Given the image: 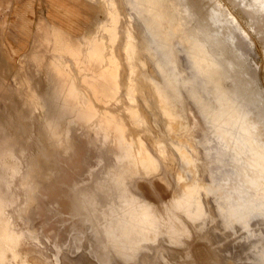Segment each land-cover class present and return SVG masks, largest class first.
Segmentation results:
<instances>
[{
	"label": "rangeland",
	"instance_id": "obj_1",
	"mask_svg": "<svg viewBox=\"0 0 264 264\" xmlns=\"http://www.w3.org/2000/svg\"><path fill=\"white\" fill-rule=\"evenodd\" d=\"M168 2H171V6L176 9L173 10L171 7V12H176L173 14H176L180 20L176 29V35H178L168 42L169 45L167 46L169 49L166 46L168 50L161 48L160 53L157 52L158 57L155 54L151 55L147 51L149 39L144 40L147 34L144 32L146 31L144 30V23L140 21L142 20L140 19L142 15L140 16L138 11L133 9L135 0H0V244L3 242L4 245L5 243L7 245L4 247L2 244V247H4L2 260L5 264H264V189L262 190L264 184V161L259 159L261 150L264 152L262 149V146H264V11L261 10L264 6V0H168ZM193 29L197 32L198 37L200 35L203 37L205 31L207 37H210V43L212 38H217L220 45H223L220 46L223 51H219V47L212 46L209 43V54H212L210 53L211 48L212 52L215 53L211 55L212 57L217 58L219 55L220 58L231 60L230 62H232L231 68H227L226 78H228V75L229 78L228 80L224 79L226 83L223 84V80L221 87L219 85L221 83L220 80H217V86L209 82L211 86H206L208 89L210 88V91L205 88V85L203 87L200 83L197 86V84L191 82L189 87V80H187L188 84L186 85V80L177 79L180 85L187 86L182 87L192 90H188V93L184 94L185 98H182L184 105L187 104V101L188 103L191 101L187 100L188 98H195L193 99L194 101L199 98L193 104L196 105L198 103L199 105H196V107L200 106L203 100V106L201 104L200 110L206 112L208 107H212L213 101L214 103L217 101V104L219 101V105L225 108H223L225 112L227 111L216 121L218 126L220 125L219 127L213 123L214 119L211 120L212 117L208 118L207 116L206 120L204 119L205 122H200L201 120L197 115L199 111L190 110L189 104L183 107V112L181 111L183 116H170V119L161 109L160 98L155 100L154 96H152L153 94L150 95L152 93L151 90L155 89L152 87V82L158 79L156 67L164 56V60L167 59L177 65V67H182V71L185 70V60L189 61V58L193 57L194 53L189 48L185 49L186 44L184 45L185 42L183 41L185 37L182 34H188L189 36V33L190 35L194 33ZM178 30H180V34ZM231 35L232 37L234 36L235 43L230 40L232 39ZM229 37L231 38L229 39ZM129 39H131V42H129ZM141 39L145 46H143ZM141 47L145 48L142 49ZM225 47L229 48V51ZM108 51L110 53H107ZM235 52L238 53L236 54ZM131 54L136 55L135 58H139V60H134L136 62L130 60L129 56ZM225 54L227 55L226 57ZM236 59H239V61H236ZM155 60L158 62H155ZM107 61L110 62L108 63ZM114 62L115 64L117 62L116 65L118 67H116ZM110 64H113L112 68L114 67L113 70L116 74L113 78L114 80L112 79L113 82H109L110 80L106 72H104V69L111 66ZM138 72L141 74H138ZM155 76L156 79H154ZM235 77L237 78L236 80ZM230 78L232 82L236 81L237 83H232ZM182 81L184 82L181 83ZM149 86L152 87L151 90ZM192 86L195 88L193 89ZM196 87L199 90L198 92H194ZM201 88L202 90L200 91ZM204 88L208 93L202 98ZM214 89L218 91L214 92ZM161 92L158 89V93ZM224 92L227 94L226 97ZM215 93L220 95V97L218 95V100L217 95H214ZM207 95L210 97L207 98ZM223 98H225L224 101H221ZM256 99L257 103L254 101ZM205 100L206 107L204 106ZM225 100L228 101L227 105ZM209 103H211L210 106ZM234 106L237 109H234ZM229 109H231V112ZM262 112L263 114L260 115ZM131 114H136V116H130ZM226 114L227 117L225 118ZM255 116L258 117L257 120L255 118L257 122L253 118ZM119 117L121 119L127 117L125 119L128 122L125 119L124 121L130 123V125H127ZM188 118H190L191 123L188 120L187 125ZM246 118L249 119L246 120ZM251 118L253 120H250ZM208 120L209 122L205 124ZM243 120L246 121L244 122ZM260 120L263 122H260ZM246 123L249 124L246 125ZM178 125L183 126V128ZM127 126H130V129L128 128L127 130ZM249 127L253 128L254 135L248 133L252 131L251 129L248 130ZM204 128L208 131L212 128V131H209V136L216 138L212 140V146L209 150L215 156L211 154L209 156L208 153L210 152L207 150L203 152V156L205 154L206 156L208 155L207 158L205 156V160L210 161L207 164L204 159L201 160L202 148L201 146L199 147L200 142L206 136L204 135V138L198 143ZM131 130L134 131V134L130 132ZM222 130L225 134L222 133ZM257 130L258 134L262 133L260 138L255 132ZM182 131L184 132L183 134H181ZM125 132L128 133L126 134ZM215 132H218L216 133L219 136L218 139L216 134L210 135V133L213 134ZM245 132L246 135H244ZM128 134L130 135L129 138H127ZM257 135L258 137H256ZM238 137L242 139H239L241 144L238 142ZM245 137L247 138L245 139ZM136 146L140 152L137 151ZM247 146L251 151L247 149ZM217 147L221 154L220 151H217ZM255 149H259V151ZM134 154L136 155L134 156ZM147 154L149 157H147ZM244 154H248V156ZM257 154L258 157H256ZM244 156L245 158H243ZM184 157L188 159H184ZM249 157L252 159V164L248 163L250 161ZM36 158L39 159L38 162H34ZM132 158H134L133 161ZM254 159L257 161L255 160L256 162H254ZM211 160L213 161L211 162ZM127 162H129L128 165L133 162L134 164L128 166ZM147 162L149 163L147 164ZM213 162H215V168ZM260 162L261 164H259ZM189 164H191L190 167ZM208 164L211 165L209 166ZM219 165H221V168ZM236 165L240 166L237 167ZM104 166L106 167L104 168ZM123 166L125 167L123 168ZM130 166L135 167L136 170L129 168ZM234 167L235 170H233ZM103 168L106 171H103ZM137 168L141 171H138ZM118 169L119 174H116ZM34 170L37 173V181L32 180L30 175V172H34ZM121 171L125 179L121 176ZM207 171L210 173L214 171L215 173L212 172V174L214 173L216 176L211 175L212 177L209 178ZM112 172H114L116 177ZM107 173L108 176L113 175L109 177L111 181L108 179ZM242 174L245 175L243 176ZM229 175H232L231 180L233 179L236 183L231 181V183L228 182L227 184V181L230 180ZM252 175L253 180L251 179ZM245 176L246 179H244ZM226 177H228L227 180ZM259 177L260 180H258ZM96 178H99L101 182L104 180V186L102 185L99 188L101 182H94ZM122 178L123 180H121ZM238 178L239 182L236 181ZM248 178L250 181H247ZM105 179L110 183L108 184ZM112 179L114 180L112 181ZM168 179H171V181L169 180L170 183ZM211 179L214 180L211 181ZM159 180H164V183L162 184L163 181L160 182ZM242 180L243 183H241ZM120 181H123L121 185ZM179 181L183 186H180ZM254 181L257 182L254 183ZM185 182L188 186H186L187 188L184 186ZM222 182L224 186L221 187ZM138 183L140 186L137 185ZM243 184L246 186L244 187ZM251 184L252 186H250ZM112 185L115 186V191ZM141 185L145 188L143 189ZM226 186L227 188L230 187L228 188L229 192L233 186L230 193L228 189H225ZM184 187L186 189L191 188V191L192 189L195 190L192 193H190V190H186L190 195L184 191ZM234 187L235 189L236 187L237 189L239 188V191L237 189L233 191ZM137 188L138 191L140 189L141 195L140 192L136 191ZM91 189L94 190L92 191ZM105 189L107 192H105ZM220 189L223 190L220 191ZM102 190L104 191L102 192ZM153 190H156V193L155 191L153 193ZM162 190L166 194L162 193ZM111 191L114 196H111ZM178 191L182 193V196L179 195ZM237 191H241L242 194ZM122 192L123 194H121ZM143 192L144 195L142 194ZM224 192H227V194H224ZM29 193H31V197H29ZM89 194L94 196H89ZM152 194L155 197L151 196ZM156 194L159 198L156 197ZM193 194L195 197H192L194 198L192 201L189 196ZM101 196L102 200L100 201ZM114 197L117 199H114ZM242 197L243 200H241ZM76 198L79 199L76 200ZM80 199L83 200L80 201ZM105 199L107 200L106 202ZM95 200L98 202H95ZM253 200L255 201L252 202ZM83 201L89 208L93 209L94 215L100 212L96 216L97 220L91 214L92 210H88L89 208L87 209V205ZM128 201L133 206L129 209L127 208V206H130ZM191 201L194 205H190V208L189 204H192ZM185 202H187L186 205ZM136 203L137 205H135ZM178 203H181L182 207ZM224 203L229 205V208ZM241 203L246 204V206L250 205L249 209L251 207L252 209L247 210L248 206L245 207V205L240 207V209ZM140 204L144 206V211L141 209L143 206L141 207ZM218 204L222 205L223 211H221ZM122 205H124V210ZM117 206L118 208L121 206L119 210ZM172 206L176 207V210ZM192 206L196 207V209L193 208V210ZM152 207H159L162 213L155 209L160 214L165 212L167 216L165 217L163 214L164 216L161 215L159 217L160 214L158 212L155 213L154 211L156 210ZM164 207L169 208L168 210L173 212H171L172 215L166 209L162 211ZM84 209L86 213L87 210L89 211L88 215L84 212ZM150 209L152 213H150ZM245 210L249 212L247 213ZM138 211L142 216H139ZM228 212L229 214L231 213L230 217ZM146 214L151 217H146ZM168 215L171 218L176 215L174 217L175 221H172ZM246 215H249V217ZM147 218L150 220H148L149 222L146 220ZM152 218H155V220L153 221ZM160 218L164 222L162 226L160 225V223L162 224ZM250 218L251 220L248 221ZM119 219L122 224H120ZM168 219H170L169 222ZM185 219L187 221L188 219L189 221L192 220L189 223L186 221L189 224L188 226L185 224ZM92 222L95 223L93 224ZM240 222L241 224L243 223V226ZM166 223L168 227L164 225ZM102 224L108 225L107 227H110V229L104 226L105 229ZM111 224L114 225L113 228H111ZM144 224H146L145 228ZM96 227L97 231L98 228L100 229L99 231L102 230L101 228H104L103 231L112 229V233L109 232L113 239L109 237L108 231L96 232ZM154 227L157 228L155 229ZM160 228L164 232L160 231ZM117 230L120 232L119 237L115 236L116 233L117 235L119 233ZM159 231L163 234L161 235ZM150 232L152 234L155 233V235L147 237L151 234ZM140 233L142 236L139 235ZM106 235H109L107 237L109 242L105 241ZM2 236L4 240L1 242ZM121 236L123 237L122 239ZM128 236H135L138 239L132 243L135 237L129 238ZM154 236L156 239H154ZM101 237L105 241L104 244L100 241ZM144 239L145 243L141 248L140 244L144 242ZM146 239L147 241L151 240V242L148 243ZM112 240L115 241L112 242ZM99 241L102 242V245ZM108 244L114 246L113 248L110 247V249H114L116 253L109 250ZM137 249L140 250L137 251ZM127 250L132 255L128 254ZM105 252L106 254L109 253L107 255L108 259H106ZM135 254L136 258L134 257ZM123 259L127 260L124 261Z\"/></svg>",
	"mask_w": 264,
	"mask_h": 264
},
{
	"label": "bare ground",
	"instance_id": "obj_2",
	"mask_svg": "<svg viewBox=\"0 0 264 264\" xmlns=\"http://www.w3.org/2000/svg\"><path fill=\"white\" fill-rule=\"evenodd\" d=\"M134 1V0H133ZM128 2V1H127ZM132 2V1H131ZM105 3H107V2H105ZM129 3H130V1H129ZM127 4V3H126ZM132 4H134L133 2H132ZM130 5V4H129ZM106 7V6H105ZM135 7V8H134ZM172 6H171V2L169 3L168 2V0H135V5H133V9H136L137 11H138V13H139V15L141 16V18L140 19H142V20H140L141 22H143L144 23V26H145V28H144V30H146V31H144V32H146V34H147V36H146V34H145V36L146 37H149V38H146V37H144V40L145 39H149V41H148V45L150 46V48H149V46H148V49H147V51L148 52H150V54L152 55V54H155V56H158L159 57V55L157 54V52H159L160 50H161V48H164V50L166 49V46L167 45H169V43L168 42H170L171 40H173L174 39V37L176 36L177 37V35H176V29H177V27L179 26L178 25V21H180L179 19H178V17H177V15L176 14H173V13H176V12H171V10H172V8H171ZM173 10H176V9H174L173 8ZM261 10L262 11H264V6L261 8ZM111 11V10H110ZM138 18H139V16H138ZM204 19V18H203ZM234 19V18H233ZM198 29V28H197ZM208 29H209V27H208ZM194 30V33L193 34H191L190 35V33H189V36H188V34H186V35H183L182 34V36H184L185 37V39L183 40L185 43H184V45H185V49H187V48H189V49H191V51L194 53V55L192 54V53H189V54H192L193 55V57H191V58H189V61H186L187 59H186V57H185V63H186V67H184V71H182L183 69H182V67H177V65H175V64H173V62H169L167 59L166 60H164V58H165V56H164V58H163V60L162 59H160V63L157 65V69H156V71H157V76H158V79L156 80V81H154V82H152V87H154L155 89H152V87H150V90H151V94L150 95H152V96H154V99L155 100H158V98H160L159 100H160V105H161V109L163 110V113L165 112L166 114V116H168L169 118H170V116H183V107L185 106V105H187V104H189V106H190V110H195V112L196 111H199V112H197L196 114L198 115V117H199V119L201 120L200 122H205V120H206V117L208 116V118H210V117H212L211 118V120L212 119H214L213 120V123L214 124H216V126H218V124L216 123V121H218L220 118H221V115H223L224 113H227V111L225 112L224 111V109L222 108V105H219V101H218V104H217V101H216V103H214V101H213V103H214V105H213V103H212V101H211V103H212V107H208V111H207V109H206V112L204 111H201L200 110V107H201V104H202V106H203V100H202V103H201V101H200V106H197V107H199V108H197L196 107V105H199L198 103L196 104V105H194L193 103H196V101H198L199 100V98L198 97H200V96H198L197 98H198V100L196 99L195 101L193 100V99H195V98H193V99H187V100H191V101H189V103H188V101H187V104H183V100H182V98H185L184 97V94L186 93H188V90L187 89H185L184 87H187V86H185V85H180V83H178L177 82V79L179 78V80H180V78H182L183 80H186V85L188 84L187 83V80H189V83H190V85L188 84V86L190 87L191 86V82H193V84L195 83V84H197V86L199 85V83L200 84H202L203 85V87H204V85H205V88L206 89H208L207 88V86L209 85V82H212L213 84H215L216 86H217V84H216V82H217V80H220V86L221 85H223V84H225L226 82V80H224L226 77H227V68H229L232 64V62H230L231 60H225V59H223V58H220L219 57V55L217 56V58L216 57H212L211 55L212 54H215V53H213L212 52V48H211V51H210V53H212L211 55L209 54V47H210V44H212V46H217V47H219V48H217V49H219V51L221 50V51H223V49L220 47V46H223V45H220V42L217 40V38H212L211 39V43H210V37L208 38L207 37V35H206V33H207V30H206V27H205V30H206V33H205V31H204V33H203V37H202V39H200L199 37H198V35H197V32H195V29H193ZM179 31V34H180V30H178ZM192 31V30H191ZM181 32H182V30H181ZM202 32V31H201ZM183 33V32H182ZM201 34V33H200ZM233 34H234V32H233ZM125 36V35H124ZM209 36V35H208ZM175 37V38H176ZM231 37H232V35H231ZM231 37H229V39L231 38ZM236 37V36H235ZM180 38V37H179ZM178 38V40H180ZM226 38H228V37H226ZM234 38V36L232 37V39H230V40H233L232 42L233 43H235V38ZM116 39V38H115ZM209 39V40H208ZM228 39V40H229ZM106 41H107V37H106ZM110 41V40H109ZM141 41H142V43H143V40L141 39ZM129 42H131V39H129ZM145 42V41H144ZM180 42H181V40H180ZM107 43V42H106ZM171 43H173V42H171ZM183 43V42H182ZM210 43V44H209ZM110 44V43H109ZM127 44V43H126ZM134 44V43H133ZM173 44H175V43H173ZM214 44V45H213ZM139 45V44H138ZM108 46V45H107ZM143 46H145V44L143 43ZM165 46V47H164ZM187 46V47H186ZM211 46V47H212ZM109 47V46H108ZM111 47V46H110ZM126 47V46H125ZM140 47V46H139ZM142 48V47H141ZM143 48H145V47H143ZM142 48V49H143ZM167 48H168V46H167ZM225 48H227V47H225ZM244 48V47H243ZM169 49V48H168ZM168 49H166V50H168ZM228 49V51H229V48H227ZM106 50V49H105ZM146 50V49H145ZM140 51V50H139ZM138 51V52H139ZM162 51H163V49H162ZM214 51V50H213ZM241 51V50H240ZM240 51H239V55L241 54L240 53ZM244 51V50H243ZM164 52V51H163ZM163 52H161L162 54H163ZM185 52H186V50H185ZM184 52V53H185ZM107 53H110L109 51L107 52ZM123 53H124V51H123ZM160 53V52H159ZM236 53V52H235ZM238 53V52H237ZM236 53V54H237ZM161 54V55H162ZM218 54V53H217ZM110 55V54H109ZM185 55V54H184ZM222 55V54H221ZM220 55V56H221ZM104 56V55H103ZM136 56V55H135ZM135 56H134V54H131L130 56H129V58H130V60H132V61H134V60H136L137 59V61L139 60V58H135ZM215 56V55H214ZM227 55L225 54V57H226ZM105 57H106V55H105ZM104 57V58H105ZM139 57V56H138ZM151 57V56H150ZM222 57H223V55H222ZM237 57V56H236ZM235 57V58H236ZM113 58V57H112ZM152 58H153V56H152ZM151 58V59H152ZM155 58V57H154ZM188 58V57H187ZM231 59V58H230ZM159 60V59H158ZM239 61V59H236V61ZM157 60H155V62H156ZM106 62V61H105ZM108 62V61H107ZM110 62V61H109ZM108 62V63H109ZM134 62H136V61H134ZM158 62V61H157ZM238 63V62H237ZM114 64H115V62H114ZM116 64H117V62H116ZM115 64V65H116ZM136 64V63H135ZM106 65V64H105ZM108 65V64H107ZM111 65V64H110ZM113 65V64H112ZM112 65L109 67V68H106V69H104V72H106V75H107V77L109 78V82H113V78L116 76V74H115V72H114V70H113V68H112ZM234 65V64H233ZM104 66V65H103ZM116 67H118L117 65H116ZM239 67V66H238ZM231 68V67H230ZM240 68V67H239ZM118 69V68H117ZM131 69V68H130ZM137 71V70H136ZM186 71H188V72H186ZM234 71V70H233ZM236 71V70H235ZM244 71V70H243ZM103 72V73H104ZM183 72H185V73H183ZM237 72V71H236ZM241 72V71H240ZM246 72V71H245ZM109 73V74H108ZM140 72H138V74H139ZM156 73V72H155ZM155 73H154V75H155ZM229 73H230V71H229ZM141 74V73H140ZM233 74H234V72H233ZM146 75V74H145ZM206 75V76H205ZM235 75V74H234ZM143 76V75H142ZM232 76V75H231ZM141 77V76H140ZM242 77V76H241ZM228 78H229V75H228ZM228 78H226L227 80H228ZM232 78V77H231ZM230 78V80H231V82H232V79ZM113 79V80H112ZM134 79V78H133ZM154 79H156V76H155V78ZM237 78L235 77V80H236ZM145 80V79H144ZM224 80V83L222 84V81ZM119 81V80H118ZM117 81V82H118ZM134 81V80H133ZM184 81H182L181 83H183ZM231 82H230V84H231ZM236 82V81H235ZM235 82H232V83H235ZM138 83H139V81H138ZM143 83V82H142ZM208 83V84H207ZM237 83V82H236ZM242 83V82H241ZM241 83H239V84H241ZM251 83V82H250ZM146 84V83H145ZM192 84V85H193ZM228 84V83H227ZM249 84V83H248ZM138 85V84H137ZM142 85V84H141ZM148 85V84H147ZM150 85V84H149ZM207 85V86H206ZM219 85H218V87H219ZM234 86H235V84H233ZM232 85V86H233ZM146 86V85H145ZM182 86H184V87H182ZM194 86V85H193ZM193 86H192V88H193ZM211 85H209V87H210ZM227 86V85H226ZM200 87H202V86H200ZM199 87V88H200ZM215 87V86H214ZM222 87V86H221ZM224 87V86H223ZM195 88V87H194ZM193 88V89H194ZM198 88V89H199ZM204 88V89H205ZM158 89L160 90V91H162V92H164V93H158ZM203 90L204 92H203V96H201L202 98H204V95H206V93H208V92H206L207 90ZM213 89V88H212ZM202 90V88L200 89V91ZM220 90H221V88H220ZM228 90H229V88H228ZM85 91V90H84ZM189 91H192V90H189ZM198 92L199 90H197V87H196V90L194 91V92ZM208 91H210V88L208 89ZM214 92H217L218 90L216 89H214L213 90ZM222 91V90H221ZM227 92V91H226ZM230 92V91H229ZM157 93H158V95H157ZM192 93V92H191ZM200 93H202V92H200ZM211 93V92H210ZM213 93V92H212ZM196 94V93H195ZM194 94V95H195ZM221 94H222V92H221ZM160 95V97H158ZM189 95V94H188ZM193 95V94H192ZM198 95H200V94H198ZM202 95V94H201ZM209 95V94H208ZM208 95H207V98H209L208 97ZM211 95V94H210ZM215 96L217 95L216 93L214 94ZM219 95V94H218ZM218 95H217V100H218V98L220 97V95H219V97H218ZM223 95V94H222ZM226 95L227 94H225V92H224V96L226 97ZM237 95H239L238 93H237ZM215 96L213 97L214 98V100H215ZM223 96V97H224ZM140 97V96H139ZM192 97H194V96H192ZM233 97V96H232ZM239 97V96H238ZM205 98H206V96H205ZM141 99V98H140ZM153 99V98H152ZM182 100V103H181V100ZM211 99H212V97H211ZM221 99H222V96H221ZM224 99L225 98H223V100H221V101H224ZM230 99V98H229ZM206 100H208V99H206ZM206 100L204 101V106H205V104H206ZM213 100V99H212ZM233 100H234V98H233ZM154 101V100H153ZM209 101H210V99H209ZM221 101H220V104H221ZM225 101H227V100H225ZM254 101H256V103H257V99L256 100H254ZM259 101H261V103H263V101L262 100H260L259 99ZM185 103H186V101H185ZM211 103H209V106H210V104ZM261 103H260V105H261ZM155 104V103H154ZM228 104V101H227V103H226V105ZM150 105V104H149ZM208 105V104H207ZM226 105H225V107H226ZM235 105V104H234ZM254 105V104H253ZM258 105V104H257ZM96 106V105H95ZM224 106V105H223ZM237 106H238V104H237ZM261 106H263V104L261 105ZM191 107H192V109H191ZM206 107V106H205ZM233 107V106H232ZM153 108V107H152ZM228 108V107H227ZM255 108V107H254ZM99 109H102V108H99ZM188 109V110H189ZM199 109V110H198ZM234 109H237V108H235V106H234ZM264 109V108H263ZM203 110H204V108H203ZM233 110V109H232ZM151 111V110H150ZM159 111V110H158ZM182 111V112H181ZM185 111V110H184ZM201 111V112H200ZM229 111L231 112V109H229ZM262 111V110H261ZM109 112H110V110H109ZM134 112V111H133ZM152 112V111H151ZM160 112V111H159ZM180 112H181V114H180ZM191 112V111H190ZM203 112V113H202ZM121 113V112H120ZM163 113H161V114H163ZM187 113H188V111H187ZM200 113V114H199ZM123 114V113H122ZM195 114V113H194ZM263 114V112L260 114V115H262ZM229 115H230V113H229ZM228 115V116H229ZM51 116H54V115H51ZM130 116H136V114H131ZM124 117V116H123ZM187 117V116H186ZM189 117V116H188ZM227 117V114H226V116H225V118ZM258 117H259V115H258ZM258 117H253L254 118V121H256L257 120V118ZM263 117H264V114H263ZM263 117H262V120H263ZM120 119H121V117H119ZM125 118H127V117H125ZM124 118V119H125ZM165 118V117H164ZM179 118H182V117H179ZM253 118H251L250 120H253ZM255 118H256V120H255ZM124 119H121V120H123L124 121ZM171 119V118H170ZM184 119V118H183ZM190 118H188L187 119V125H188V120H189ZM198 119V120H199ZM205 119V120H204ZM247 119H249V118H246V120ZM260 119V118H259ZM126 120V119H125ZM157 120V119H156ZM173 120V119H172ZM176 120V119H175ZM246 120H243L244 122L246 121ZM127 122H128V120H126ZM126 121H124L125 123H126ZM166 121V120H165ZM180 121V120H179ZM190 121V123H191V120H189ZM221 121V120H220ZM223 121V120H222ZM249 121V120H248ZM195 122H196V120H195ZM207 122H209V120L208 121H206V123L205 124H207ZM211 122V121H210ZM257 122V121H256ZM260 122H263V121H261L260 120ZM124 123V124H125ZM222 123V122H221ZM250 124H251V122H249ZM248 123V124H249ZM264 123V122H263ZM127 125H130V123H126ZM125 124V125H126ZM180 124V123H179ZM198 124V123H197ZM201 124V123H200ZM247 123H246V125H248ZM183 125V124H182ZM187 125H186V128H187ZM210 126H211V124H209ZM213 125V124H212ZM245 124H244V126L245 127H247ZM179 126V125H178ZM201 126V125H200ZM204 126V125H203ZM220 126V125H219ZM218 126V127H219ZM180 128H183V126L181 127V126H179ZM189 127V126H188ZM202 127V126H201ZM201 127H200V129H201ZM223 127V126H222ZM229 127V126H228ZM252 127H253V125H252ZM128 128L130 129V126H127V130H128ZM174 128H176V127H174ZM207 128H208V125H207ZM214 128V127H213ZM135 129V128H134ZM178 129V128H177ZM199 129V130H200ZM209 129V128H208ZM218 129V128H217ZM231 129V128H230ZM243 129H245L244 127H243ZM251 128L249 127V129L248 130H250ZM253 129V128H252ZM251 129V130H252ZM255 129H259V128H255ZM254 129V130H255ZM143 130V129H142ZM239 130H241V129H239ZM259 130H261V129H259ZM202 131V130H201ZM209 131H212V128H210V130ZM209 131L208 130H206L205 128L203 129V131H202V134L200 135V139L198 140V143H199V141L202 139V138H204V135L206 136V138L202 141V142H200V145H199V147L201 146V153H202V156H201V160L202 159H204L205 160V156H206V154L203 156V152H204V150H207V151H209L210 150V147L212 146L211 145V142H212V140L214 139V136H209ZM215 131V130H214ZM130 132H134V131H130ZM129 132V133H130ZM177 132V131H176ZM225 132H226V130H225ZM230 132H231V130H230ZM242 132V131H241ZM248 132V131H247ZM257 134H258V130L257 131H255ZM126 133V132H125ZM128 133V132H127ZM126 133V134H127ZM131 133V134H132ZM184 132L182 131V133L181 134H183ZM193 133V132H192ZM216 133H218V132H215V133H213V134H211L210 133V135H214V134H216ZM222 133H224L223 132V130H222ZM232 133V132H231ZM230 133V134H231ZM239 133H240V131H239ZM248 133H252V135H254V131L252 130L251 132H248ZM134 134V133H133ZM185 134H186V129H185ZM198 134H199V132H198ZM225 134V133H224ZM238 134V133H237ZM261 132L258 134L259 135V138H260V136H261ZM244 135H246V132H245V134ZM258 135L256 136V137H258ZM124 136H126V135H124ZM129 134H128V137L127 138H129ZM168 136V135H167ZM186 136V135H185ZM216 136H217V134H216ZM226 136V135H225ZM238 136V135H237ZM250 136V135H249ZM218 137L219 136H217V139H218ZM221 137V136H220ZM224 137V136H223ZM226 137H228V136H226ZM241 137V136H240ZM247 137H248V134H247ZM247 137H245V139L247 138ZM262 137H263V135H262ZM132 138H133V135H132ZM136 138V137H135ZM168 138V137H167ZM175 138V137H174ZM177 138V137H176ZM186 138V137H185ZM194 138V137H193ZM199 138V137H198ZM216 139V138H215ZM214 139V140H215ZM239 139H241V138H239L238 137V142H239ZM245 139H244V141H245ZM250 139V138H249ZM187 140V139H186ZM194 140V139H193ZM221 140V139H220ZM222 140H223V138H222ZM228 140H229V138H228ZM242 140V139H241ZM252 140H254V139H252ZM175 141V140H174ZM248 141V140H247ZM252 142V141H251ZM256 143H258L259 142V140H258V142L257 141H255ZM260 142H261V140H260ZM171 143V142H170ZM219 143V142H218ZM228 143V142H227ZM240 144H241V141L239 142ZM239 143H237V144H239ZM244 142L242 141V144H243ZM159 144V143H158ZM160 144H162L161 142H160ZM195 144H196V142H195ZM214 144H215V142H214ZM240 144H239V146H240ZM246 144V143H245ZM248 144V143H247ZM254 144V143H253ZM262 144V143H261ZM171 145V144H170ZM173 145V144H172ZM244 145V144H243ZM248 145H251L250 143L248 144ZM256 145V144H255ZM255 145H253L254 147H255ZM263 145V144H262ZM138 146V145H137ZM137 146L135 147L136 149H137ZM197 146V145H196ZM222 146V145H221ZM226 146V145H225ZM237 146V145H236ZM246 146V145H245ZM183 147V146H182ZM198 147V146H197ZM227 147V146H226ZM242 147V146H241ZM264 146H262V149L264 150V148H263ZM138 148H139V146H138ZM162 148H163V146H162ZM195 148V147H194ZM193 148V149H194ZM209 148V149H208ZM218 148V147H217ZM224 148V147H223ZM239 148V147H238ZM244 148V147H243ZM256 148V147H255ZM258 148H259V146H258ZM133 149H134V147H133ZM174 149V148H173ZM184 149V148H183ZM222 149V148H221ZM247 149H249L248 148V146H247ZM43 150V149H42ZM139 149H137V151H138ZM177 150V149H176ZM175 150V151H176ZM180 150V149H179ZM179 150H178V154H179ZM213 150H214V148H213ZM245 150V149H244ZM250 151H251V149H249ZM255 150H257V149H255ZM48 152H49V150H47ZM142 151V150H141ZM145 151V150H144ZM181 151V150H180ZM217 151H220L219 150V148L217 149ZM241 151V150H240ZM247 151V150H246ZM257 151H259V149L257 150ZM138 152H140V151H138ZM210 152V151H209ZM213 152V151H212ZM236 152V151H235ZM143 153V152H142ZM148 153V152H147ZM206 153H208V152H206ZM237 153H238V151H237ZM245 153V152H244ZM253 153V152H252ZM257 153V152H256ZM260 153V152H259ZM160 154V153H159ZM189 154V153H188ZM196 154V153H195ZM209 154V156H210V154H211V152L210 153H208ZM217 154V153H216ZM220 154H221V151H220ZM220 154H218V155H220ZM223 154H224V152H223ZM222 154V155H223ZM233 154H234V152H233ZM254 154H255V152H254ZM136 154H134V156H135ZM182 155V154H181ZM181 155H180V157H181ZM211 155H214V153H212ZM221 155V156H222ZM245 155V154H244ZM132 156V155H131ZM134 156H132V157H134ZM141 156V155H140ZM161 156V155H160ZM184 156V155H183ZM215 156V155H214ZM213 156V157H214ZM245 156H248V154L247 155H245ZM245 156L243 157V158H245ZM254 156V155H253ZM256 156V155H255ZM42 157V156H41ZM130 157V156H129ZM144 157H145V155H144ZM147 157H149V155L147 154ZM191 157V156H190ZM208 157V155L206 156V158ZM212 157V156H211ZM239 157H240V155H239ZM250 157H251V155H250ZM248 158L250 161H248V163L249 164H252V162H251V158ZM256 157H258V154H257V156ZM131 158V157H130ZM142 158H143V156H142ZM186 157H184V159H185ZM188 158H189V155H188ZM188 158H186V159H188ZM217 158V157H216ZM242 158V157H241ZM247 158V157H246ZM108 159V158H107ZM129 159V158H128ZM133 159L134 158H132V161H133ZM144 159V158H143ZM149 159V158H148ZM147 159V160H148ZM196 159V158H195ZM197 159H198V157H197ZM213 159V158H212ZM259 159H261L260 161H264V152L261 150V153L259 154ZM110 160V159H109ZM130 160V159H129ZM146 160V159H145ZM181 160V159H180ZM221 161H222V159H220ZM242 160H244V159H242ZM242 160H241V162H242ZM247 160V159H246ZM256 159H254V162H256L255 161ZM39 161V159L38 158H36L35 160H34V162H38ZM106 161V160H105ZM136 161H138V160H136ZM191 161H193L192 159H191ZM191 161H189L191 164H192V162ZM200 161V160H199ZM198 161V162H199ZM206 161V160H205ZM213 160H211V162H212ZM126 162V161H125ZM143 162V161H142ZM156 162V161H155ZM207 162L208 161H206V164H207ZM210 162V161H209ZM208 162V163H209ZM238 162V161H237ZM42 163H44V162H42ZM128 163L129 162H127V165H128ZM149 162H147V164H148ZM157 163V162H156ZM181 163V162H180ZM187 163V162H186ZM194 163H195V160H194ZM204 163V162H203ZM202 163V164H203ZM214 163L215 162H213V165H214ZM239 163V162H238ZM243 163H244V161H243ZM242 163V164H243ZM246 163V162H245ZM124 164V163H123ZM126 164V163H125ZM131 164V166H132V164H134V162L133 163H130ZM129 164V165H130ZM137 164H142V163H137ZM144 164V163H143ZM158 164V163H157ZM185 164V163H184ZM191 164H189V167H190V165ZM205 164V163H204ZM212 164V163H211ZM210 164V165H211ZM222 164V163H221ZM248 164V165H249ZM257 164V163H256ZM259 164H261V162L259 163ZM259 164H257L258 166H259ZM263 164V163H262ZM128 165V166H129ZM136 165V164H135ZM186 165V164H185ZM198 165V164H197ZM209 165V164H208ZM207 165V166H208ZM209 165V166H210ZM217 165H218V163H217ZM103 166V165H102ZM129 167V168H132L133 170H136L135 169V167L133 168V167ZM141 166V165H140ZM143 166V165H142ZM147 166V165H146ZM148 166H150V165H148ZM195 166H196V163H195ZM199 166V165H198ZM204 166V165H203ZM202 166V167H203ZM220 166V168H221V165H219ZM233 166V165H232ZM237 166V165H236ZM238 166H240V165H238ZM237 166V167H238ZM106 166H104V168H105ZM125 166H123V168H124ZM137 167H139L138 165H137ZM145 167V166H144ZM200 167H201V165H200ZM216 166L214 165V168H215ZM249 167H250V165H249ZM103 168V169H104ZM109 168V167H108ZM118 168H119V166H118ZM141 169H142V167H140ZM148 168V167H147ZM152 168H153V166H152ZM205 168H206V166H205ZM214 168H211V169H214ZM233 168V167H232ZM241 168V167H240ZM254 168H256V167H254ZM262 168H263V166H262ZM128 169V168H127ZM138 169V168H137ZM186 169V168H185ZM195 169V168H194ZM208 170H209V168H207ZM207 169H205V170H207ZM125 170V169H124ZM123 170V171H124ZM149 170V169H148ZM189 170V169H188ZM233 170H235V167H234V169ZM243 170V169H242ZM252 170V169H251ZM253 170H255V169H253ZM257 170H259V169H257ZM256 170V171H257ZM263 170V169H262ZM103 171H106L105 169L103 170ZM108 171V170H107ZM114 171V170H113ZM127 171V170H126ZM125 171V172H126ZM130 171H131V169H130ZM138 171H141L140 169H138ZM194 171V170H193ZM202 171H203V169H202ZM219 171V170H218ZM246 171V170H245ZM264 171V170H263ZM108 172H111V171H108ZM125 172H123V173H125ZM128 172V171H127ZM132 172V171H131ZM137 172V171H136ZM151 172H152V170H151ZM212 172H214V171H211V173L209 172V171H207V175H209V178L210 177H212L211 175H214V176H216L214 173L212 174ZM251 172V171H250ZM254 172V171H253ZM258 172H261V171H258ZM106 173V172H105ZM119 174V169H118V171L116 172V174ZM140 173V172H139ZM180 174H181V172H179ZM182 173H184V171H182ZM185 173H187V172H185ZM196 173V172H195ZM205 173V172H204ZM218 173V172H217ZM241 173V172H240ZM239 173V174H240ZM245 173V172H244ZM247 173V172H246ZM262 173V172H261ZM103 174V173H102ZM101 174V175H102ZM112 174H114V172H112ZM111 174V175H112ZM180 174H179V176H180ZM219 174V173H218ZM217 174V175H218ZM30 175H31V177H32V180H38V177H37V173H36V171L34 170V172L33 171H31L30 172ZM105 175V174H104ZM111 175H109L108 176V173H107V177H108V179L110 180V178L109 177H111ZM115 175V174H114ZM170 175V174H169ZM168 175V177H170ZM189 175V174H188ZM192 175V174H191ZM227 176H228V174H226ZM241 175V174H240ZM243 176L245 175V174H242ZM247 175H248V173H247ZM255 175V174H254ZM113 176V175H112ZM118 176V175H117ZM121 176H122V171H121ZM120 176V177H121ZM231 176V177H230ZM250 176V175H249ZM249 176H247V177H249ZM259 176V175H258ZM262 176V175H261ZM264 176V175H263ZM102 177H103V175H102ZM101 177V179H103ZM106 177V176H105ZM106 177V178H107ZM115 177H116V175H115ZM123 177V176H122ZM253 175L251 176V179L253 180ZM112 178H114V177H112ZM124 178V177H123ZM123 178L121 179V180H123ZM213 178H215V177H213ZM227 178L228 177H226V180H227ZM229 178H230V180L229 181H227V184H228V182H230L231 183V181H234L233 179L231 180V178H232V175H229ZM250 178V177H249ZM248 178V179H249ZM69 179V178H68ZM97 179H99V178H96L95 179V181L94 182H96L97 181V183L100 181V179L99 180H97ZM115 179V178H114ZM114 179H112V181L114 180ZM125 179V178H124ZM178 179V178H177ZM223 179V178H222ZM244 179H246V176L244 177ZM247 179V181H250V179L248 180ZM262 179V178H261ZM264 179V178H263ZM169 180L171 181V179H168V182H169ZM179 180V179H178ZM210 180V179H209ZM212 180H214V179H211V181ZM225 180V181H226ZM236 180V179H235ZM239 180V178L236 180V181H238ZM256 180V179H255ZM258 180H260V177L258 178ZM105 181H108V180H106L105 179ZM111 181V180H110ZM119 181V180H118ZM160 181V180H159ZM161 181H163L162 182V184L164 183V180H161ZM160 181V182H161ZM186 181V180H185ZM222 181H224V180H222ZM224 181V182H225ZM262 181V180H261ZM260 181V183H262ZM93 182V183H94ZM101 182V181H100ZM99 182V183H100ZM104 180L99 184V188H100V186H104ZM121 183H120V185L122 184V182L123 181H120ZM127 182V181H126ZM180 182V181H179ZM178 182V183H179ZM187 183H189L188 181H186ZM186 182H185V187L187 186L186 185ZM239 182V181H238ZM237 182V184L239 185V183ZM241 182V181H240ZM253 182V181H252ZM255 182H257V181H254V183ZM110 182L108 181V184H109ZM130 183V182H129ZM141 183V182H140ZM145 183V182H144ZM148 183V182H147ZM153 183V182H152ZM170 183V182H169ZM229 183V184H230ZM234 183H236L235 181H234ZM241 183H243V180H242V182ZM260 183H259V185H260ZM106 184V183H105ZM119 184V183H118ZM142 184H143V182H142ZM150 184V183H149ZM168 184V183H167ZM180 186H183L182 185V183L180 182ZM184 184V183H183ZM215 184V183H214ZM222 185H221V187L222 186H224V184H223V182L221 183ZM237 184H235V185H237ZM258 184V183H257ZM94 185H95V183H94ZM97 185V184H96ZM125 185V184H124ZM137 185H139V183L137 184ZM170 185V184H169ZM235 185H233V186H235ZM244 185V184H243ZM249 185V184H248ZM73 186H74V183H73ZM110 186V185H109ZM113 186V185H112ZM126 186V185H125ZM140 186V185H139ZM150 186H151V184H150ZM155 186V185H154ZM160 186V185H159ZM158 186V187H159ZM162 186V185H161ZM165 186V185H164ZM220 186V185H219ZM227 186H229V185H227ZM227 186H226V188L225 189H228V188H230V187H228L227 188ZM231 186V185H230ZM232 186V187H233ZM241 186V185H240ZM246 185H244V187H245ZM250 186H252V184L250 185ZM261 186V185H260ZM263 186H264V184H263ZM262 186V190L264 189V187ZM95 187H97V186H95ZM105 187H107V186H105ZM104 187V188H105ZM141 187H143V189L145 188L144 186H142L141 185ZM140 187V188H141ZM149 187V186H148ZM152 187V186H151ZM156 187H157V185H156ZM155 187V189H157ZM184 187V188H185ZM188 187V186H187ZM186 187V188H187ZM191 187L193 188V185L191 184ZM211 187V186H210ZM232 187H231V189H232ZM238 187V186H237ZM237 187H236V189H237ZM242 187V186H241ZM103 188V189H104ZM111 188V186L109 187V189ZM114 188H115V186H113V190H114ZM139 188V187H138ZM138 188L136 189V191L137 192H140V189H139V191H138ZM150 188V187H149ZM162 188H164V187H162ZM169 188V187H168ZM167 188V189H168ZM176 188V187H175ZM174 188V189H175ZM184 188H181V189H184ZM185 188V190L184 191H188V190H190V189H186ZM195 188H196V186H195ZM247 188V187H246ZM255 188V187H254ZM97 189H98V187H97ZM96 189V190H97ZM109 189H108V191H109ZM147 189V188H146ZM145 189V190H146ZM180 189V188H179ZM212 189V188H211ZM217 189V188H216ZM225 189H224V191H225ZM230 189V192L232 191ZM234 189H235V187L233 188V191H234ZM235 189V190H236ZM239 189V188H238ZM237 189V190H238ZM250 190H251V188H249ZM253 189V188H252ZM257 189V188H256ZM255 189V190H256ZM261 189V188H260ZM259 189V190H260ZM92 190V189H91ZM91 190H90V192H91ZM94 190V189H93ZM92 190V191H93ZM111 190V189H110ZM119 190V189H118ZM117 190V191H118ZM145 190H144V192H145ZM148 190V189H147ZM164 190H165V188H164ZM193 190H195V189H192V191ZM200 189L198 188V191H199ZM215 190V189H214ZM213 190V191H214ZM221 190H223V189H220V191ZM244 190V189H243ZM247 190V189H246ZM83 191V190H82ZM81 191V192H82ZM88 191V190H87ZM86 191V192H87ZM104 190H102V192H103ZM115 191V190H114ZM127 191V190H126ZM150 191V190H149ZM154 191H155V193H156V190H153V193H154ZM158 191H159V189H158ZM180 191V190H179ZM178 191V192H179ZM186 191V192H187ZM191 191V190H190ZM192 191L190 192V193H192ZM239 191V190H238ZM237 191V192H238ZM89 192V191H88ZM96 192V191H95ZM95 192H93V193H95ZM100 192H101V189H100ZM105 192H107L106 191V189H105ZM110 192V191H109ZM112 192V191H111ZM125 192V191H124ZM144 192L142 193L143 195H144ZM183 192V191H182ZM200 192V191H199ZM228 192H229V189H228ZM229 192V193H230ZM241 192V191H240ZM240 192H238V193H240ZM245 192V191H244ZM243 192V194H245ZM251 192V191H250ZM249 192V193H250ZM97 193V192H96ZM158 193V192H157ZM161 193V192H160ZM162 193H165V191L163 192V190H162ZM180 194V196H182V193L181 192H179ZM184 193V192H183ZM189 192H187V194H190ZM227 194V192H224V194ZM82 194H83V192H82ZM88 194V193H87ZM113 194V192L111 193V196H114V195H112ZM115 194H116V192H115ZM121 194H123V192L121 193ZM120 194V195H121ZM147 194V196H149L148 195V193H146ZM150 194V193H149ZM166 194V193H165ZM176 194H177V192H176ZM185 194V193H184ZM183 194V195H184ZM186 194V195H187ZM195 194H197V193H195ZM223 194V195H224ZM240 194H242V192L240 193ZM256 194V193H255ZM81 195V194H80ZM86 195V194H85ZM85 195H83V196H85ZM90 195H92V196H94L93 194H89V196ZM118 195V194H117ZM140 195H141V192H140ZM157 195V194H156ZM161 195V194H160ZM163 195V194H162ZM191 195V194H190ZM221 195V194H220ZM252 195V194H251ZM100 196V195H99ZM146 196V195H145ZM151 196H153V197H155V195L154 194H152ZM194 196V194L192 195V196H189V197H193ZM244 196V195H243ZM29 197H31V193H29ZM75 197V196H74ZM96 197V196H95ZM121 197V196H120ZM123 197V196H122ZM150 197V196H149ZM157 198H159V196L157 195L156 196ZM161 197V196H160ZM176 197V196H175ZM195 197V196H194ZM221 197V196H220ZM224 197H226V196H224ZM224 197H223V199H224ZM73 198V197H72ZM80 198V197H79ZM79 198H76V200L77 199H79ZM84 199H85V197H83ZM90 198V197H89ZM103 198H104V196H103ZM105 198H106V196H105ZM111 198V197H110ZM116 197H114V199H115ZM178 198H179V196H178ZM183 198H184V196H183ZM187 198V197H186ZM222 198V197H221ZM239 198V197H238ZM252 198V197H251ZM251 198H250V200H251ZM94 199V198H93ZM92 199V200H93ZM107 199V198H106ZM105 199V202L107 201ZM108 199H109V197H108ZM117 199V198H116ZM175 199V198H174ZM193 199L194 198H192V201H193ZM223 199H221V200H223ZM83 200V199H82ZM81 199H80V201H82ZM99 200V199H98ZM102 200V196H101V199H100V201ZM188 200V199H187ZM187 200H185V201H187ZM190 200V199H189ZM196 200V199H195ZM241 200H243V197H242V199ZM86 201V200H85ZM87 201H89L88 199H87ZM87 201H86V203H87ZM104 201V200H103ZM103 201H102V203H103ZM131 201V200H130ZM130 201H128L129 203V205H130V203L132 202H130ZM136 201V200H135ZM172 201H175V200H172ZM177 201V200H176ZM191 201V202H192ZM198 201V200H197ZM228 201V200H227ZM237 201V200H236ZM239 201V200H238ZM247 201V200H246ZM255 200H253L252 202H254ZM25 202V201H24ZM66 202V201H65ZM70 202V201H69ZM75 202V201H74ZM84 202V201H83ZM82 202V203H83ZM90 202V201H89ZM95 202H98V201H96L95 200ZM125 202H127V201H125ZM124 202V203H125ZM180 202H181V200H180ZM184 202V201H183ZM189 202V201H188ZM194 202H196V201H194ZM224 202V201H223ZM248 202V201H247ZM71 203V202H70ZM77 203V202H76ZM85 203V202H84ZM83 203V204H84ZM85 203V204H86ZM102 203H101V205H102ZM133 203V202H132ZM172 203V202H171ZM175 203V202H174ZM182 203V202H181ZM181 203H178V204H181ZM186 203L187 202H185V205H186ZM222 203V202H221ZM227 203V202H226ZM226 203H224L225 205H227ZM24 204V203H23ZM78 204H79V201H78ZM74 205H75V203H74ZM87 205V204H86ZM93 205V204H92ZM95 205V204H94ZM110 205V204H109ZM115 205V204H114ZM126 205V204H125ZM135 205H137V203L135 204ZM139 205V204H138ZM169 205V204H168ZM173 205V204H172ZM188 205V204H187ZM190 205H194V203L192 202V204H189V206ZM220 204H218V206H219ZM231 205V204H230ZM242 205V206H241ZM243 205H245V207H247L248 206V209L247 210H251L252 209V207L249 209V206L250 205H247L246 206V204H243V203H241L240 204V206H239V208L240 207H243ZM81 206H82V204H81ZM111 206V205H110ZM123 206L124 205H122V209H123ZM140 206L142 207L143 205H141L140 204ZM147 206V205H146ZM170 206V205H169ZM176 206V205H175ZM196 206V205H195ZM201 206V205H200ZM216 206H217V204H216ZM221 206L222 205H220V208H221ZM228 206V208H229V205H227ZM227 206H226V209H227ZM237 206V205H236ZM70 207H72V206H70ZM78 207V206H77ZM84 207H86V206H84ZM95 207H96V205H95ZM105 207H106V205H105ZM109 207V206H108ZM121 207V206H120ZM119 207V208H120ZM130 207H133L132 205H130L129 207L127 206V208L129 209ZM165 207H167V206H165ZM164 207V209L162 210V211H165V209L167 210V211H169L170 213L172 212V211H170V210H168L167 208H165ZM173 207V206H172ZM181 207H182V204H181ZM180 207V208H181ZM188 207V206H187ZM232 207V206H231ZM230 207V208H231ZM234 207V206H233ZM76 208V207H75ZM89 207H88V205H87V209H88ZM93 208H94V206H93ZM98 208H99V206H98ZM98 208H97V210H98ZM116 208V207H115ZM117 208H118V206H117ZM119 208H118V210H119ZM125 208V207H124ZM136 208V207H135ZM138 208H139V206H138ZM149 208H150V206H149ZM152 208H154V207H152ZM156 209H158V211L159 212H161L160 210H159V207L157 208V207H155ZM154 208V210H156ZM174 209L176 208V207H173ZM178 208H179V206H178ZM190 208H191V206H190ZM194 208V206H192V209ZM219 208V209H220ZM225 208V207H224ZM83 209V208H82ZM91 209V207L88 209V210H90ZM121 209V210H122ZM132 209V208H131ZM142 210L143 209H145L144 208V206H143V208H141ZM171 209V208H170ZM174 209H172L173 211H174ZM194 209H196V207L194 208ZM193 209V210H194ZM241 209V208H240ZM80 210V209H79ZM79 210H77V211H79ZM87 210V213L85 212L86 210L84 209V212L88 215V211ZM92 210V213H91V211H90V213L91 214H93V209H91ZM113 210V209H112ZM111 210V211H112ZM116 210V209H115ZM117 210V211H118ZM120 210V211H121ZM124 210V209H123ZM122 210V212H124ZM139 210V209H138ZM176 210V209H175ZM178 210V209H177ZM181 210V209H180ZM247 210H245V212H247ZM70 211H72L71 209H70ZM96 211V210H95ZM100 211V210H99ZM134 211H136V210H134ZM144 211V210H143ZM150 211H151V209H150ZM157 210L156 211H154L155 213L156 212H158ZM182 212H183V210H181ZM190 211H192V210H190ZM196 211V210H195ZM221 211H223V209L221 208ZM0 212H1V210H0ZM83 212V213H84ZM114 212V211H113ZM113 212H111V213H113ZM116 212V211H115ZM119 212V211H118ZM126 212V211H125ZM133 212V211H132ZM145 212H146V210H145ZM144 212V213H145ZM158 212V214H160ZM176 212H178V211H176ZM188 212H189V209H188ZM231 212V211H230ZM237 212H239L238 210H237ZM240 212H241V210H240ZM249 212V211H248ZM247 212V213H248ZM255 212V211H254ZM84 213V214H85ZM99 214H100V212H98ZM98 213L96 214V215H94L93 214V216H94V218L96 219V216L98 215ZM127 213V212H126ZM129 213V212H128ZM141 213V212H140ZM147 213V212H146ZM150 213H152V211L150 212ZM162 213V212H161ZM173 213V212H172ZM172 213H171V215H172ZM179 213V212H178ZM178 213H174V214H178ZM223 213V212H222ZM253 213V212H252ZM75 214V213H74ZM79 214H80V212H79ZM81 214H82V212H81ZM106 214V213H105ZM110 214V213H109ZM118 214V213H117ZM121 214V213H120ZM138 214H139V211H138ZM138 214H136V215H138ZM143 214V213H142ZM163 214L165 215V212H163ZM163 214H160V216L159 217H161V215H163ZM167 214V213H166ZM185 214V213H184ZM192 214V213H191ZM195 214V213H194ZM225 214V213H224ZM231 214V213H230ZM229 214V212H228V216L230 215ZM237 214V213H236ZM239 214V213H238ZM241 214V213H240ZM244 214H246V213H244ZM250 214H251V212H250ZM249 214V215H250ZM256 214V213H255ZM86 215V216H87ZM114 215V214H113ZM133 215V214H132ZM145 215V214H144ZM163 215V216H164ZM170 215V214H169ZM168 215V217H170L171 218V216H169ZM176 215H174V217L176 216ZM221 215H223V214H221ZM233 215V214H232ZM249 215H246V216H248L249 217ZM90 216V215H89ZM100 216V215H99ZM139 216H142V215H140L139 214ZM147 216H149V217H151L150 215H147L146 214V217ZM152 216H153V214H152ZM162 216V217H163ZM167 215H165V217H166ZM224 216V215H223ZM240 216V215H239ZM238 216V217H239ZM241 216H242V214H241ZM240 216V217H241ZM245 216V217H246ZM88 217V216H87ZM91 217H92V215H91ZM91 217H90V220H91ZM113 217V216H112ZM116 217H117V215H116ZM154 217V216H153ZM164 217V218H165ZM174 217H172V218H174ZM178 217V216H177ZM176 217V218H177ZM185 217V216H184ZM230 217V216H229ZM119 218H120V216H119ZM124 218V217H123ZM134 218V217H133ZM145 218V217H144ZM156 218H157V216H156ZM171 218V220L173 221H175V218L174 219H172ZM179 218H180V216H179ZM232 218V217H231ZM244 218V217H243ZM92 219H93V217H92ZM113 219H114V217H113ZM125 219H127V218H125ZM139 219V218H138ZM137 219V220H138ZM153 219V218H152ZM161 219L162 218H160V221H161ZM166 219V218H165ZM178 219V218H177ZM183 219V218H182ZM181 219V220H182ZM227 219V218H226ZM237 219H239V218H237ZM252 219H253V217H252ZM97 220V219H96ZM147 221L149 220L148 218L146 219ZM146 220H145V222H146ZM155 220V218L153 219V221ZM164 220V219H163ZM169 220L170 219H168V222H169ZM243 220V219H242ZM246 220V219H245ZM251 220V218L248 220V221H250ZM112 221V220H111ZM115 222H116V220H114ZM150 221V220H149ZM148 221V222H149ZM178 221H179V219H178ZM177 221V222H178ZM186 219H185V224H187V226L189 225L188 223L189 222H191V221H189V219H188V223H186ZM247 221V222H248ZM113 222V221H112ZM119 222H120V224H122V221H120V219H119ZM134 222V221H133ZM144 222V223H145ZM158 222V221H157ZM162 222V221H161ZM167 222V221H166ZM183 222H184V220H183ZM242 222V221H241ZM241 222H240V224H241ZM254 222V221H253ZM93 224L95 223V222H92ZM105 223V222H104ZM108 223V222H107ZM114 223V222H113ZM131 223V222H130ZM135 223H136V225H137V222L135 221ZM163 223L164 222H162V224L160 223V225L162 226L163 225ZM171 223V222H170ZM172 223H175V222H172ZM180 223H182L181 221H180ZM232 223H235V222H232ZM249 223V222H248ZM106 224V223H105ZM109 224V223H108ZM117 224V223H116ZM151 224H152V221H151ZM154 224H155V222H154ZM157 224V223H156ZM176 224V223H175ZM127 225H129V224H127ZM133 225H135V224H133ZM145 225L146 224H144V228H145ZM158 225V224H157ZM165 226H167V223L166 224H164ZM169 225V224H168ZM181 225V224H180ZM183 225H184V223H183ZM242 226H243V223L241 224ZM97 226H98V224H97ZM102 226L104 227V226H106V225H103L102 224ZM101 226V227H102ZM108 226V225H107ZM106 226V227H107ZM113 224H111V228H113ZM117 226H118V224H117ZM155 226V225H154ZM159 226V225H158ZM157 226V227H158ZM160 226V227H161ZM177 225H175V227H176ZM0 227H1V225H0ZM119 227V226H118ZM138 228H139V226H137ZM156 227V228H157ZM168 227V226H167ZM95 228V227H94ZM105 228V227H104ZM104 228H101L102 230L101 231H103V229ZM107 228H109L110 229V227H107ZM121 228H123V227H121ZM120 228V229H121ZM128 228H129V226H128ZM136 228V227H135ZM149 228V227H148ZM155 228V227H154ZM155 228V229H156ZM162 228V227H161ZM161 228H160V231H162L161 230ZM177 228H178V226H177ZM185 228H186V226H185ZM106 229V228H105ZM115 229V228H114ZM119 229V228H118ZM124 229V228H123ZM126 229V228H125ZM132 229V228H131ZM140 229V228H139ZM139 229H138V231H139ZM163 229V228H162ZM167 229V228H166ZM166 229H165V231H166ZM182 229V228H181ZM181 229H180V231H181ZM188 229V228H187ZM186 229V230H187ZM100 229L98 228V231H99ZM129 230V229H128ZM136 230V229H135ZM146 230V229H145ZM186 230H184V231H186ZM97 231V227H96V232H98ZM101 231H99V232H101ZM105 232H107V233H109V235H110V232L112 233V229L111 230H104ZM103 231V232H104ZM110 231V232H109ZM118 231V230H117ZM120 231H122V230H120ZM159 231V233L162 235L163 233L162 232H164V231H162V232H160ZM178 231H179V229H178ZM182 231H183V229H182ZM181 231V232H182ZM3 232V231H2ZM98 232V233H99ZM119 232V231H118ZM123 232V231H122ZM127 233H129L128 231H126ZM145 232V231H144ZM170 232V231H169ZM188 232V231H187ZM186 232V233H187ZM135 233V232H134ZM141 233H142V231H141ZM141 233L139 234V235H141ZM151 233V232H150ZM166 233V232H165ZM168 233V232H167ZM1 234H3V233H1ZM104 234V233H103ZM102 234V235H103ZM115 234V233H114ZM113 234V235H114ZM145 234H147V233H145ZM173 234V233H172ZM16 235V234H15ZM108 235V236H109ZM119 235H120V232L118 233V235H117V233H116V235L115 236H117V237H119ZM123 235V234H122ZM128 235V234H127ZM134 235V234H133ZM138 235V236H139ZM152 235H155V233L154 234H150L149 236H147V237H151ZM157 235L158 236H160L158 233H157ZM171 235V234H170ZM174 235V234H173ZM183 235V234H182ZM9 236V235H8ZM105 236V235H104ZM103 236V237H104ZM107 235H106V237H105V241H107V237H108ZM142 236V235H141ZM179 236V235H178ZM185 236V235H184ZM6 237V236H5ZM12 237V236H11ZM15 237V236H14ZM13 237V238H14ZM103 237H101V240L100 241H102L103 242V244H104V240H103ZM110 238L112 237L111 235L109 236ZM129 237V236H128ZM132 237H135V236H131V237H129V238H132ZM145 237V236H144ZM143 237V238H144ZM1 238V237H0ZM10 238V237H9ZM16 238V237H15ZM14 238V239H15ZM109 238V239H110ZM123 237L121 236V239H122ZM140 238H142V237H140ZM139 238V239H140ZM11 239V238H10ZM112 239H113V237H112ZM138 238H134L133 240H132V243H134L136 240H137ZM149 239V238H148ZM154 239H156L155 238V236H154ZM160 239V238H159ZM4 239H3V236H2V239H1V242L3 241ZM13 240V239H12ZM98 240V239H97ZM116 240V239H115ZM115 240H112V242L113 241H115ZM140 240H142V239H140ZM151 240H152V238H151ZM151 240L149 241H147V239H146V241L149 243V242H151ZM14 241V240H13ZM16 241V240H15ZM99 241V242H100ZM111 241V240H110ZM118 241V240H117ZM122 241V240H121ZM102 242H100L101 243V245H102ZM107 242H109V241H107ZM125 242H126V240H125ZM128 242V241H127ZM139 242V241H138ZM10 243H11V241H10ZM13 243V242H12ZM99 243V244H100ZM115 243V242H114ZM144 243H145V239H144V242L142 243V244H140V246H141V248H142V245H144ZM172 243V242H171ZM2 244L4 245V243L2 242L1 244H0V264H5V262L2 260L3 258V248L5 247V245H6V243H5V245H4V247H2ZM14 244H15V242H14ZM105 244H107V243H105ZM110 244V243H109ZM108 244V245H109ZM116 244V243H115ZM139 244V243H138ZM112 245V244H111ZM114 245V244H113ZM137 245V244H136ZM7 246V245H6ZM14 246V245H13ZM13 246H10V247H13ZM119 246V245H118ZM10 247H8L9 249H10ZM15 247V246H14ZM98 247V246H97ZM102 247V246H101ZM106 247H107V249H108V246L106 245ZM110 247H114V246H110L109 245V250L110 251H115L114 249L113 250H111L110 249ZM124 247V246H123ZM131 247V246H130ZM129 247V248H130ZM99 248V247H98ZM132 248H133V246H132ZM6 249V248H5ZM13 249V248H12ZM100 249V248H99ZM127 249H128V247H127ZM131 249V248H130ZM129 249V250H130ZM135 249V248H134ZM108 250V252H110ZM117 250V249H116ZM129 250H127L128 251V254L130 253V251ZM138 250H140V249H137V251ZM149 250V249H148ZM147 250V251H148ZM101 251H102V249H101ZM107 251V250H106ZM14 252V251H13ZM132 252H133V250H132ZM135 252V251H134ZM100 253V252H99ZM103 253V252H102ZM114 253H116V251L114 252ZM118 253V252H117ZM199 253V252H198ZM8 254V253H7ZM109 254V253H108ZM108 254H106V252H105V255H106V257H107V255ZM124 254H126V253H124ZM131 254V253H130ZM139 254V253H138ZM104 255V256H105ZM132 255V254H131ZM122 256V255H121ZM125 256V255H124ZM138 256V255H137ZM6 257V256H5ZM5 257H4V260H5ZM132 257V256H131ZM134 257L136 258V254L134 255ZM142 257V256H141ZM198 257V256H197ZM122 258H124L123 256H122ZM106 259H108V257L106 258ZM10 260V259H9ZM124 260V259H123ZM127 260V259H126ZM126 260H124V261H126ZM135 260V259H134ZM131 261V260H130Z\"/></svg>",
	"mask_w": 264,
	"mask_h": 264
},
{
	"label": "crops",
	"instance_id": "obj_3",
	"mask_svg": "<svg viewBox=\"0 0 264 264\" xmlns=\"http://www.w3.org/2000/svg\"><path fill=\"white\" fill-rule=\"evenodd\" d=\"M56 31V30H55Z\"/></svg>",
	"mask_w": 264,
	"mask_h": 264
}]
</instances>
